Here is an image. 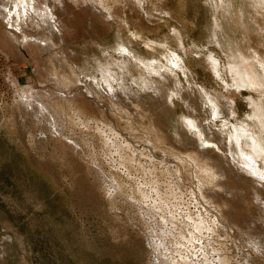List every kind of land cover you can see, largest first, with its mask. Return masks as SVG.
<instances>
[{
    "label": "rangeland",
    "instance_id": "1",
    "mask_svg": "<svg viewBox=\"0 0 264 264\" xmlns=\"http://www.w3.org/2000/svg\"><path fill=\"white\" fill-rule=\"evenodd\" d=\"M36 2L0 17V264H264V0Z\"/></svg>",
    "mask_w": 264,
    "mask_h": 264
},
{
    "label": "bare ground",
    "instance_id": "2",
    "mask_svg": "<svg viewBox=\"0 0 264 264\" xmlns=\"http://www.w3.org/2000/svg\"><path fill=\"white\" fill-rule=\"evenodd\" d=\"M16 1L17 0H14L13 2L12 1H10V6H11V8H13L14 7V9L15 8H18V5L16 4ZM46 1V4L48 3V2H50V0H45ZM3 2V1H2ZM32 2H36V0H22L21 2H20V5L21 4H23L24 3V5H23V7L20 9V10H18V11H16L15 13H14V9H10V7H9V9H7V11H6V9H4L6 12H7V25L9 26V27H15V28H17L18 29V31H20L24 36H27L25 33H23V26L22 25H24V21H25V18H27V14H28V12L29 11H32L33 9H34V4H32ZM37 3V2H36ZM0 4H1V1H0ZM49 4V3H48ZM53 4H55V3H53ZM17 5V6H16ZM0 7H2L1 5H0ZM33 7V8H32ZM47 7H48V5H47ZM6 8V7H5ZM8 8V7H7ZM3 9H1L0 8V17H4V10ZM16 10V9H15ZM47 11H48V17L49 18H46V17H44L43 18V21H47L48 22V24L50 25V22L52 21L53 22V18H54V10L52 11H50V9L48 10V8H47ZM18 12V13H17ZM24 13L23 14V16L21 15L20 16V13ZM56 15V14H55ZM14 17H16V18H14ZM30 17V16H29ZM14 20V21H13ZM19 21V22H18ZM20 21H22V24L20 23ZM57 22V21H56ZM19 23V24H18ZM26 23V22H25ZM53 24V23H52ZM56 25V24H55ZM54 25V26H55ZM57 26H58V24H57ZM60 26V25H59ZM52 27V26H51ZM53 28V27H52ZM14 29V28H13ZM50 30V29H49ZM58 30V29H57ZM54 31V30H53ZM12 32V31H11ZM25 32H26V30H25ZM33 34V33H32ZM43 34V33H42ZM41 34V35H42ZM49 34V33H48ZM51 34V33H50ZM37 35V34H36ZM19 36V35H18ZM45 36H47L46 34H45ZM52 36V35H51ZM32 37H33V35H32ZM31 37V38H32ZM35 37V36H34ZM37 41H40L41 39H43L42 40V42H43V44H48L49 42H50V37L49 38H47V37H42V38H39L40 36L39 35H37ZM10 38L11 39H2L1 40V47H3L4 48V51H6V53L7 54H9V55H11L12 57L14 56V58H16V60H18V59H20L21 61H23L24 59H22L21 58V56L17 53V46L15 45V44H17V40H18V38H17V35L16 34H13L12 33V35L10 36ZM31 38H29V39H26V37H25V39H22V47L23 48H26L28 45H31V46H36L35 44L37 43L36 41V43L35 44H32V43H34V41L31 39ZM32 40L31 41V44H28V45H26V43H30L29 42V40ZM36 39V38H35ZM52 40V39H51ZM19 41V40H18ZM16 42V43H15ZM50 45H51V42L49 43ZM49 44H48V46H47V48H46V46H45V48H46V50H48L49 51V49L51 48H49ZM53 44V43H52ZM26 45V46H25ZM38 45V44H37ZM20 46V45H19ZM53 46V45H52ZM38 47V46H37ZM40 47V46H39ZM41 48V47H40ZM39 48V49H40ZM45 48H41V49H45ZM49 48V49H48ZM56 48V47H55ZM35 49V48H34ZM52 49V48H51ZM50 49V51H55V50H51ZM38 51V50H37ZM49 51V52H50ZM42 52V51H41ZM40 52V53H41ZM48 52V53H49ZM56 52H57V50H56ZM36 53V52H35ZM45 53V52H44ZM43 54V53H42ZM51 54H52V52H51ZM55 54V53H54ZM28 55H30V57H32V55H31V53H29L28 52V54H27V56ZM53 55V54H52ZM35 56V55H34ZM51 58H52V56H50ZM7 58V57H6ZM13 58V59H14ZM53 59V58H52ZM52 59H51V61H52ZM61 64H63V63H61ZM52 65H54V63L52 64ZM61 66V65H60ZM63 67H65V66H63ZM54 69V68H53ZM66 69V68H65ZM51 74V73H50ZM56 75V74H55ZM54 75V76H55ZM57 76V75H56ZM54 77V79L55 78H57V77ZM60 76V75H59ZM73 76V75H72ZM104 77V76H103ZM53 78V77H52ZM109 78V77H108ZM108 78L107 77H105V78H103V84L102 85H106L107 83H108V85H107V87L110 89V88H112V86H111V82H108ZM61 86H63L62 88H64L65 87V89L66 88H71L72 86H74V83L76 82V80H77V78H75L74 80H73V78L72 77H70V76H68L67 74H64L61 78ZM110 79V78H109ZM57 82H55V84L53 83V86H58V80H56ZM60 81V80H59ZM80 81V80H79ZM52 82H53V80H52ZM78 82V81H77ZM81 82V81H80ZM14 83V82H13ZM12 84V83H11ZM247 84V83H246ZM99 85V84H98ZM76 86V85H75ZM102 87V86H101ZM58 88V87H57ZM117 88H118V86H117ZM116 90V89H115ZM48 94H49V92H48ZM51 94V93H50ZM113 94V93H112ZM110 95V94H109ZM41 96V95H40ZM45 96V95H44ZM48 96H50V95H48ZM118 97V96H117ZM116 100V99H115ZM63 108V107H62ZM214 111V110H213ZM189 125H190V127L191 128H197L194 124H190L189 123ZM199 132V131H198ZM197 133V132H196ZM201 133V132H200ZM237 136H238V134H237ZM251 141H252V139H251ZM236 144L239 146V144H240V141L238 140V139H236ZM253 144H256V147L258 146L257 145V143H255V142H252V148H253V150H255V148L253 147ZM237 146V147H238ZM242 146V145H241ZM240 146V147H241ZM259 147L260 148H262L260 145H259ZM260 148H257V149H259V151H260V153L258 154V156L261 154V152L263 151H261V149ZM251 149V148H250ZM252 151V150H251ZM255 154V153H258L256 150H255V152H252V154ZM242 154V153H241ZM251 154V153H250ZM251 154V155H252ZM254 154L252 155V156H254ZM257 156V155H256ZM257 156V157H258ZM191 157V156H190ZM192 157H193V155H192ZM249 157H250V155H249ZM196 157H194V159H195ZM254 159L256 158V157H253ZM190 159V158H189ZM197 159V158H196ZM257 159V158H256ZM255 159V160H256ZM252 160V161H251ZM251 162L249 161L248 162V164H246V166H247V168L248 169H256V166H254L256 163H255V160H253L252 158H251ZM192 161V160H191ZM194 161V160H193ZM198 162V161H197ZM194 163V162H193ZM203 163V162H202ZM201 163V164H202ZM195 164V163H194ZM199 164L200 163H198L197 165H198V167H199ZM202 167V166H201ZM200 167V169H199V171H198V173H200V171H202V173L208 178V179H211V175L213 174V173H211L209 170H208V168H206L205 166H204V168H201ZM211 167V166H210ZM206 168V169H205ZM211 169V168H210ZM257 172V171H256ZM211 173V174H210ZM203 174H201V175H203ZM199 175V174H198ZM203 175V176H204ZM219 175V174H218ZM221 175V174H220ZM261 175V174H260ZM202 176V178L203 179H200L201 180V182L204 180V179H206V177L204 178ZM214 176H215V174H214ZM199 178H201V177H199ZM214 177H212V179H213ZM216 178H219L218 176H216ZM220 178H221V176H220ZM209 181H211V180H209ZM220 181H221V179H220ZM204 182H205V180H204ZM214 182V181H213ZM215 182H216V179H215ZM208 183V182H207ZM220 183V182H219ZM205 184H206V182H205ZM210 183H208V184H206V185H209ZM217 184H218V182H217ZM216 184V185H217ZM204 185V184H203ZM212 186H214L213 185V183H212ZM211 185H209V187H212ZM215 187V186H214ZM217 188L219 187V185H217L216 186ZM223 188V187H222ZM221 189V188H220ZM197 229L198 230H201V228L203 227L202 226V224L200 223V224H198L197 226ZM167 236V235H166ZM194 238V237H193ZM204 249V248H203ZM206 261V260H205ZM208 262V261H207Z\"/></svg>",
    "mask_w": 264,
    "mask_h": 264
}]
</instances>
